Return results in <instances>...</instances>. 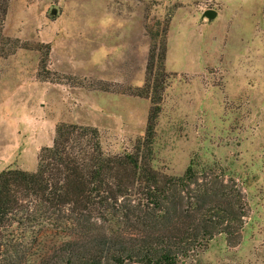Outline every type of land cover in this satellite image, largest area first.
Returning a JSON list of instances; mask_svg holds the SVG:
<instances>
[{
  "label": "rangeland",
  "instance_id": "374dc122",
  "mask_svg": "<svg viewBox=\"0 0 264 264\" xmlns=\"http://www.w3.org/2000/svg\"><path fill=\"white\" fill-rule=\"evenodd\" d=\"M151 56L152 167L193 162L245 200L239 242L216 236L181 264H264V0H0V171L34 170L59 122L132 151L152 97L131 92Z\"/></svg>",
  "mask_w": 264,
  "mask_h": 264
},
{
  "label": "trees",
  "instance_id": "16d2710c",
  "mask_svg": "<svg viewBox=\"0 0 264 264\" xmlns=\"http://www.w3.org/2000/svg\"><path fill=\"white\" fill-rule=\"evenodd\" d=\"M152 65L151 56L142 90L131 92L152 97L132 151L107 153L95 126L59 122L34 170L0 171V264H181L216 236L239 242L245 200L234 183L193 162L181 175L150 163Z\"/></svg>",
  "mask_w": 264,
  "mask_h": 264
},
{
  "label": "water",
  "instance_id": "95a60500",
  "mask_svg": "<svg viewBox=\"0 0 264 264\" xmlns=\"http://www.w3.org/2000/svg\"><path fill=\"white\" fill-rule=\"evenodd\" d=\"M51 13L54 14L55 9H52ZM215 15H216V11L214 9H211V8H208V9L204 10V12H203V17H206L207 19H212L213 17H215Z\"/></svg>",
  "mask_w": 264,
  "mask_h": 264
},
{
  "label": "crops",
  "instance_id": "0c3cea01",
  "mask_svg": "<svg viewBox=\"0 0 264 264\" xmlns=\"http://www.w3.org/2000/svg\"><path fill=\"white\" fill-rule=\"evenodd\" d=\"M219 6H220V4H219ZM211 9H214V10L216 11V15H218V11H217L218 9H217V8L215 9V7H214V8H211ZM205 10H206V9H205ZM203 12H204V11H203ZM216 15H215V16H216Z\"/></svg>",
  "mask_w": 264,
  "mask_h": 264
}]
</instances>
